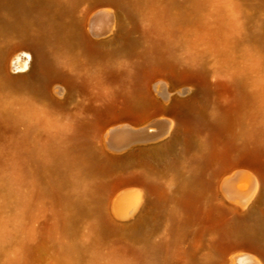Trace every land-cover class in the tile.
<instances>
[{"label":"rangeland","instance_id":"rangeland-1","mask_svg":"<svg viewBox=\"0 0 264 264\" xmlns=\"http://www.w3.org/2000/svg\"><path fill=\"white\" fill-rule=\"evenodd\" d=\"M260 218L264 0H0V264H264Z\"/></svg>","mask_w":264,"mask_h":264},{"label":"bare ground","instance_id":"bare-ground-1","mask_svg":"<svg viewBox=\"0 0 264 264\" xmlns=\"http://www.w3.org/2000/svg\"><path fill=\"white\" fill-rule=\"evenodd\" d=\"M18 1H21V0H18ZM22 3H24L23 1H22ZM106 14V13H105ZM107 15V14H106ZM106 15H101V16H99L98 17V19H97V22L98 23H101V24H103V25H106L107 24V21H108V18H107V16ZM107 27V26H106ZM79 36H80V38L82 39V37H81V35L79 34ZM35 63H36V59L34 60V62H33V65H35ZM48 70H50V67L48 66V68H47ZM29 75H31V70L29 71V72H19V73H17V74H15V75H13V76H9V77H3V78H1V84H3V85H5V84H8V81H16V80H19V81H23L24 79H26ZM242 82H240L239 83V86H241L242 87ZM240 87V88H241ZM46 90V89H45ZM190 97L191 96H187L186 97V99H190ZM177 98V97H176ZM176 98H174V99H176ZM233 115H234V110H228V111H226V112H223V113H221V114H219L218 115V117H217V121L219 122V123H222V124H228L229 123V121L232 119V117H233ZM152 126H154V127H158L157 129H156V131H155V133L154 134H150L148 131H147V128H149V127H152ZM160 124L158 123V122H156V121H154V120H149V121H146V122H143L142 123V125L138 128V129H136V130H134V132L133 133H131L133 136H135L136 137V139L137 138H139V139H141V140H152L155 136H158V135H160L161 133H162V128L160 127ZM119 132H123V131H125V132H128L129 130H128V128H126V127H124V128H121V130H118ZM138 140V139H137ZM164 142H162V144H163ZM233 183H234V181L233 180H231L230 182H228V183H226V185L228 186V189L232 192V194L234 195V196H236V197H238L240 200H244V199H246L247 197H245V194L244 193H242L241 191H239V190H237V189H235V190H237L236 192L233 190ZM197 183H196V180H195V177H191L184 185H183V187H182V190L185 192V193H187V194H195L196 192H197V188H196V185ZM249 184H250V190H254V192H255V187H257V184L255 183V182H253V181H251V180H249ZM253 188V189H252ZM123 189V188H122ZM131 189H133V190H131ZM130 190L132 191H127V189H124V190H122L121 192V194H126L127 192H130L132 195H133V192L135 191V189L134 188H131ZM138 189V188H137ZM119 190V189H118ZM117 190V191H118ZM139 190V189H138ZM138 190H136V191H138ZM141 192V191H140ZM120 193V192H119ZM130 193H127L128 195L130 194ZM129 195V197H132V195ZM119 195V194H118ZM134 195L135 196H137V195H139V193H137V194H135V192H134ZM133 195V196H134ZM140 196H141V194H140ZM140 196H138V197H140ZM124 197H126V199L128 200L129 198H128V196L126 195H124L122 198H124ZM142 197L143 196H141L140 198H141V200H142ZM116 198V197H115ZM118 198H120V197H118ZM121 198V199H122ZM145 198V197H144ZM261 198V194L260 193H258L256 196H254V197H248L247 199H248V201L249 200H251V201H255V200H258V199H260ZM132 198H130V201H132V202H130L129 201V203H132L131 204V207L133 206L134 208L131 210L132 212H131V215L130 214H128V215H130V217L128 218V216L126 217V214L124 215L126 218H128L126 221H124V222H121L119 225L120 226H132L135 222H139V219H140V213L142 212V210H143V207H144V203L142 204L141 202L140 203H137V205H135L134 206V203L135 202H138V201H141V200H138V201H135L134 203H133V200H131ZM138 199V198H137ZM114 200V199H113ZM113 200L111 201V202H113ZM119 200V199H118ZM124 201H126L127 202V200H125V199H123ZM144 200V199H143ZM142 200V201H143ZM120 201V200H119ZM126 202H124L123 204L124 205H126L127 203ZM121 204H122V201L120 202ZM139 204V205H138ZM115 205V204H114ZM119 205V204H118ZM110 206V205H109ZM127 206V205H126ZM112 207V206H111ZM114 207V206H113ZM116 207V206H115ZM122 207V206H121ZM131 207H129V209H131ZM119 208V207H118ZM123 208V207H122ZM111 209V208H110ZM128 209V211L130 212V210ZM113 210H114V208H113ZM115 211V210H114ZM128 212V213H129ZM115 213H117L116 211H115ZM122 215V216H123ZM178 216H176V214L174 215V216H176L175 218H176V220H177V229H178V231L180 232V231H182L187 225H188V223L190 222V220H189V217L188 216H186V215H184V214H181V212H179V214H177ZM181 215V219H180V221H178V218H179V216ZM122 216H121V218H122ZM124 216H123V218H124ZM143 221L142 220H140V223H142ZM254 226L256 227V231L260 234V235H264V218H260V219H258L257 220V222L254 224ZM98 227L99 228H101L102 226H101V224H98ZM241 251V250H240ZM18 260V257H13L12 259H11V261H10V264H15L16 263V261ZM228 260V259H227ZM232 264H262V262H261V260H260V258L257 256V254L255 255V254H253V253H251V252H247V251H244L243 250V252H238V253H234V254H232V256L230 257V260H229ZM223 263V262H222Z\"/></svg>","mask_w":264,"mask_h":264}]
</instances>
